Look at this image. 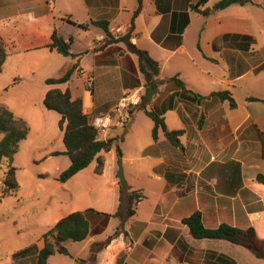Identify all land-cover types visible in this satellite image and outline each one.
Listing matches in <instances>:
<instances>
[{"label":"crops","instance_id":"obj_1","mask_svg":"<svg viewBox=\"0 0 264 264\" xmlns=\"http://www.w3.org/2000/svg\"><path fill=\"white\" fill-rule=\"evenodd\" d=\"M220 1L141 0L134 15L138 0H0L6 52L0 105L27 114L16 116L29 126L25 140L42 132L46 117L55 113L43 103L53 89L82 99L91 124L109 116L110 130L99 137L113 140L108 152L98 153L104 160L102 174L95 173L93 161L65 183L57 181L71 164L64 144H58L61 136L40 149L38 162L47 164L42 177L54 179L59 187L49 206L34 207L27 229L30 244L13 252L10 260L0 258V264H36L43 235L69 214L89 210V236L65 244L77 264H264L228 241L194 239L182 223L200 212L208 229L222 224L253 228L264 241V184L257 180L264 176V103L248 101L264 100V0L216 10ZM101 21L114 37L125 35L133 21L130 42L159 64L157 79L163 81L146 108L164 118L167 131H183L182 148L172 145L163 130L153 139L154 122L137 110L147 89L138 58L123 42L104 47L107 35L93 24ZM54 31L65 42L73 38V56L49 48ZM74 65L68 82L46 84ZM82 70L93 75L91 89L84 85ZM224 92L231 94L234 107L214 95ZM136 93L141 99L120 126L119 105ZM119 161L124 186L117 175ZM121 187L126 188L124 198L139 192L143 199L132 217L105 218L103 214L117 212ZM121 224L118 235L97 250ZM31 246L32 251L15 256Z\"/></svg>","mask_w":264,"mask_h":264},{"label":"trees","instance_id":"obj_2","mask_svg":"<svg viewBox=\"0 0 264 264\" xmlns=\"http://www.w3.org/2000/svg\"><path fill=\"white\" fill-rule=\"evenodd\" d=\"M250 0H222L215 5L216 10L225 9L233 4H247ZM141 7V0H138V7L134 15L138 14ZM204 14H207L205 12ZM96 26L102 28L107 39L104 47H107L113 43L123 42L126 45L127 50L135 54L138 58L139 70L144 76L145 88H158L163 81L157 79L159 74V64L154 61L149 54L137 48L130 42V37L133 32V21L127 33L123 36L114 37L110 31L106 21L94 22ZM86 28V26H83ZM74 42L71 38L68 42L58 37L57 32L54 31L52 36V43L49 48L58 51L65 57L73 56L70 53V48ZM6 58V52L4 48L3 40L0 37V73L2 65ZM76 68L74 65L69 69L61 78H52L46 81L47 85H56L68 82ZM172 81L176 82L186 93H189L184 84L176 79L172 78ZM214 95L220 97L223 100H228L231 107L235 106L234 100L230 93H215ZM196 100L202 99L201 96L195 95ZM250 102H262L264 100H258L255 98L248 99ZM44 106L47 110L54 111L61 116L59 121V128L63 132V144L66 148L65 155L70 159V166L64 170L57 178L60 183H65L67 180L86 169L93 161H96V174H102L104 168V160L98 155L99 147L103 143L100 139V132L89 122L88 116L83 111L82 99L78 98L73 100L70 91L62 92L58 89L50 90L46 93L44 98ZM147 102L142 97L141 104L137 110L144 111L154 122V128L152 137L154 140L158 138L159 130L165 132V136L168 141L176 146L181 147L180 138L183 135V131H167L164 118L156 111L148 110L146 108ZM29 133V126L25 120L17 118L11 111L0 105V134L3 135L0 140V162L6 160L9 163V167L4 174L2 180V190L0 192V199L12 196L19 191V183L16 178V168L12 166L15 155L18 152L19 144L25 140ZM106 145L103 150L108 152L112 146L113 140H106ZM60 153H55L59 155ZM117 155L121 157L120 148H117ZM258 182L264 184V176L259 175L257 177ZM126 188L121 187V199L120 205L112 215L103 214L105 218L117 217V218H130L135 214V206L143 199V195L139 192H130L124 198ZM126 203V206H125ZM93 212V210L85 212H75L62 218L51 229H49L44 235L45 245L37 251L36 264H48L49 258L54 254H61L68 256L69 251L65 244L67 242H81L85 240L90 234V227L87 220V213ZM182 223L188 227L190 235L197 240L209 239V240H225L232 244L241 246L249 250L258 259L264 260V241H260L253 228L246 230L238 229L227 224H222L218 228L208 229L204 226L202 216L200 212H195L191 216L182 220ZM121 224L115 234L109 237L105 243L97 244V250L102 246L107 245L114 236L119 233ZM35 247H28L15 256H21L25 253L32 251Z\"/></svg>","mask_w":264,"mask_h":264},{"label":"rangeland","instance_id":"obj_3","mask_svg":"<svg viewBox=\"0 0 264 264\" xmlns=\"http://www.w3.org/2000/svg\"><path fill=\"white\" fill-rule=\"evenodd\" d=\"M13 114L21 118L27 116L26 113ZM49 115L44 121L42 132L37 133L35 131L27 140L20 142L13 161L20 188L16 194L4 198L0 203V258L5 261L11 259L13 252L30 244L29 240L31 242L32 237L27 229L32 225L34 207L39 205L49 206L53 200L51 196H54L59 187L58 182H55L54 179L42 177V174L47 172L45 169L47 164L38 162L40 149L51 143L56 137L61 136L58 144L63 146L62 132L59 131V121H57L59 115L56 112ZM2 137L3 135L0 134V140ZM36 151L38 152L35 159L34 152ZM8 167L9 163L5 159L0 162V192L2 190V180ZM39 193L40 197L38 196ZM19 233L24 237L21 239L16 238ZM48 264L77 263L73 261L70 254L68 256L54 254L49 258Z\"/></svg>","mask_w":264,"mask_h":264},{"label":"built area","instance_id":"obj_4","mask_svg":"<svg viewBox=\"0 0 264 264\" xmlns=\"http://www.w3.org/2000/svg\"><path fill=\"white\" fill-rule=\"evenodd\" d=\"M81 75L84 77V85L87 89H91L93 86V75L86 71H80ZM141 99V96L139 93H136L132 95L129 98L123 99L119 105V110L122 111V116L119 120V125L124 126L128 120L131 108L136 106ZM93 126L96 127V129L100 133H106L110 130L111 126V118L109 116L106 117H97L94 122Z\"/></svg>","mask_w":264,"mask_h":264},{"label":"water","instance_id":"obj_5","mask_svg":"<svg viewBox=\"0 0 264 264\" xmlns=\"http://www.w3.org/2000/svg\"><path fill=\"white\" fill-rule=\"evenodd\" d=\"M157 92V89L156 88H147L145 90V94H144V100L145 101H150L153 97V95H155V93ZM106 145V142H103L98 151H101L103 149V147ZM118 179L121 183L122 186L125 185V179H124V176H123V168H122V164L121 162L119 161V170H118Z\"/></svg>","mask_w":264,"mask_h":264}]
</instances>
